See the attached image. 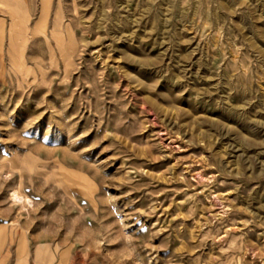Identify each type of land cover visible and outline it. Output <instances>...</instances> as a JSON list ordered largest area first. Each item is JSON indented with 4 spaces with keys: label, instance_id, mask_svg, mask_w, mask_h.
<instances>
[{
    "label": "rangeland",
    "instance_id": "1",
    "mask_svg": "<svg viewBox=\"0 0 264 264\" xmlns=\"http://www.w3.org/2000/svg\"><path fill=\"white\" fill-rule=\"evenodd\" d=\"M0 264H264V0H0Z\"/></svg>",
    "mask_w": 264,
    "mask_h": 264
},
{
    "label": "bare ground",
    "instance_id": "2",
    "mask_svg": "<svg viewBox=\"0 0 264 264\" xmlns=\"http://www.w3.org/2000/svg\"><path fill=\"white\" fill-rule=\"evenodd\" d=\"M9 6H11V5H9ZM16 14H18V12L16 11ZM20 16V15H19ZM20 20V19H19ZM22 20H24L23 18H22ZM21 21V20H20ZM26 21V20H25Z\"/></svg>",
    "mask_w": 264,
    "mask_h": 264
}]
</instances>
